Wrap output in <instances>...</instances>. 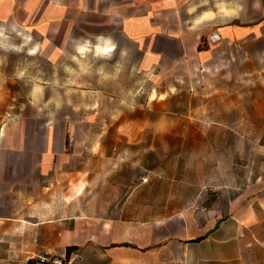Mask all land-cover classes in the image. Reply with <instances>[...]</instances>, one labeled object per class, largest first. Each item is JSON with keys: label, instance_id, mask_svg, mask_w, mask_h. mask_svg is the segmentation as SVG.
<instances>
[{"label": "rangeland", "instance_id": "1", "mask_svg": "<svg viewBox=\"0 0 264 264\" xmlns=\"http://www.w3.org/2000/svg\"><path fill=\"white\" fill-rule=\"evenodd\" d=\"M34 1L14 3L23 23L0 21L6 111L63 124L88 119L94 128L85 153L46 183L61 205L57 212L31 211L33 218L161 222L188 208L224 217L232 202L264 183V0H230L249 8L237 22L251 31L202 41L203 55L189 72L143 67L142 54L120 28L138 0H41L26 19ZM76 3L75 24L63 13L66 30L75 28L73 40L64 34L52 42L66 50L62 58L29 55L36 41L25 45L24 37L30 32L37 39L42 8L55 14L76 10ZM101 38L114 45L109 56L96 54ZM85 43L89 50L78 55L76 47ZM114 248L84 244L71 264H119ZM49 255L66 259V244ZM247 264H264V250Z\"/></svg>", "mask_w": 264, "mask_h": 264}, {"label": "crops", "instance_id": "2", "mask_svg": "<svg viewBox=\"0 0 264 264\" xmlns=\"http://www.w3.org/2000/svg\"><path fill=\"white\" fill-rule=\"evenodd\" d=\"M40 2L34 1L32 10L25 9L26 19L36 14ZM14 3L0 0L1 23H23L25 16L16 14ZM236 3L239 6L230 0H138L122 19L121 33L136 45L147 71L189 72L203 55L202 41L215 34L224 39L251 31L237 22L249 8ZM78 5L76 10L62 7L68 9L60 8L55 14L42 8L36 21L37 39L26 32L44 58H62L66 50L52 42L64 34L73 40L75 28L66 30V18L75 21ZM3 89L0 76V264H27L42 252L61 251L63 243L66 248L92 244L109 251L119 245V264H247L248 256L264 250V183L260 182L232 202L224 217L220 211L188 208L161 222L159 218L145 223L63 220L56 214L48 220L33 218L31 211L57 212L60 204L48 196L46 183L85 153L94 125L88 119L63 124L10 114L6 111L9 96ZM128 228L135 230L133 236Z\"/></svg>", "mask_w": 264, "mask_h": 264}, {"label": "clouds", "instance_id": "3", "mask_svg": "<svg viewBox=\"0 0 264 264\" xmlns=\"http://www.w3.org/2000/svg\"><path fill=\"white\" fill-rule=\"evenodd\" d=\"M222 11H224V9H222ZM227 14V13H226ZM15 31V28L13 29ZM2 34V33H0ZM18 35H22V33H18ZM31 40V37L30 36H25L24 37V44L26 45L27 43H29ZM100 45L102 46H98L96 48V54L98 56H109L113 49H114V45L112 44V42L110 40H104V39H100ZM89 45L87 43H85L83 46L81 47H78L77 48V51L83 55L85 52H87L89 50ZM39 46H37L36 49H32L30 50L29 52V55H35L36 54V51L38 50ZM20 49H17V51H19Z\"/></svg>", "mask_w": 264, "mask_h": 264}, {"label": "built area", "instance_id": "4", "mask_svg": "<svg viewBox=\"0 0 264 264\" xmlns=\"http://www.w3.org/2000/svg\"><path fill=\"white\" fill-rule=\"evenodd\" d=\"M218 34L213 35L212 41L220 40ZM75 257V256H74ZM72 260L65 262L63 259L54 258L49 254H40L35 258V264H71Z\"/></svg>", "mask_w": 264, "mask_h": 264}, {"label": "trees", "instance_id": "5", "mask_svg": "<svg viewBox=\"0 0 264 264\" xmlns=\"http://www.w3.org/2000/svg\"><path fill=\"white\" fill-rule=\"evenodd\" d=\"M119 245H113V247H117ZM123 246V245H120ZM126 246V245H125ZM78 246H68L66 248V259H64L65 262L69 261L72 258V254L78 250Z\"/></svg>", "mask_w": 264, "mask_h": 264}]
</instances>
